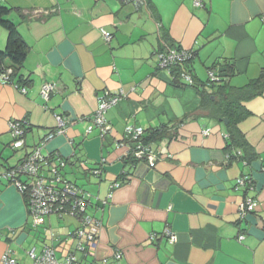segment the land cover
Segmentation results:
<instances>
[{"label": "crops", "instance_id": "crops-1", "mask_svg": "<svg viewBox=\"0 0 264 264\" xmlns=\"http://www.w3.org/2000/svg\"><path fill=\"white\" fill-rule=\"evenodd\" d=\"M195 1L146 0L137 9L122 0H0L29 47L25 82L0 79V171L44 143L57 115L70 119L42 152L67 161L63 174L90 197L88 212L101 223L95 257L78 254L81 264H264V95L239 97L264 67V0ZM102 29L113 34L110 43ZM7 38L0 24V53ZM170 47L193 53L184 67L194 86L177 85L158 68L159 53ZM227 66L234 70L228 82H209V70L220 75ZM45 84L56 89L49 101ZM105 93L122 100L106 113L112 132L101 138L82 119ZM223 102L231 108L217 111ZM15 120L28 123L20 150L9 132ZM128 126L169 131L153 145L155 168L132 164L116 149ZM243 177L250 185L236 189ZM247 199L258 207L242 220ZM79 227L57 215L34 227L23 196L0 180V262L10 253L18 264H33L29 253L46 246L64 259Z\"/></svg>", "mask_w": 264, "mask_h": 264}, {"label": "built area", "instance_id": "built-area-1", "mask_svg": "<svg viewBox=\"0 0 264 264\" xmlns=\"http://www.w3.org/2000/svg\"><path fill=\"white\" fill-rule=\"evenodd\" d=\"M125 4L131 3L137 9L142 7V0H122ZM201 0L195 1V6H201ZM36 16L40 12L35 13ZM102 36L107 43L113 40V34L102 29ZM193 53L176 47L167 48L159 53L158 68L168 70L176 84L184 86H193L195 84L194 77L185 70V65L193 59ZM183 68L178 71L177 76L173 74L174 69ZM12 73V70H9ZM209 82L217 84L221 82V76L216 74L214 70L208 72ZM6 81V80H5ZM8 82V81H6ZM55 86L45 84L42 87V96L45 101H49L51 95L55 92ZM24 92V91H23ZM122 100L121 95H112L105 93L101 98L97 111L89 118L82 120L92 121V126L88 132L92 133L95 129L100 131L101 138L111 134V124L106 119V113L109 109L116 107ZM56 131L50 134L20 165L14 168H9L0 171V180L6 181L13 185L26 201L29 215L33 219V226H41L44 219L57 215L60 218L71 217L80 222V227L72 235L76 242L74 250L64 259H59L56 251L49 246L38 254L29 253L33 264H81L78 254L84 258L95 257L101 223L93 218L88 212V207L91 203L90 197L86 195L73 182L68 180L63 174L67 167V161L58 153L51 156H45L42 152L44 144L58 135H63L71 122L69 118L63 115H57ZM9 132L12 136V147L15 150L23 149L25 146V137L28 132V123L25 120H15L9 123ZM208 135L209 132H205ZM146 131L144 128H136L128 126L125 129V141L119 140L116 143V149H125L124 158L133 159L135 163L146 162L149 167L155 168L157 162L156 150L154 144L144 142ZM129 139V140H126ZM127 159V160H128ZM95 175H100L101 170H96ZM250 179L241 178L237 181L236 189L250 185ZM119 187L118 184L113 185V189ZM258 203L255 200L247 199L239 207L242 220L248 218L250 214L257 211ZM171 243L177 242L176 235L167 229L164 233ZM151 240L156 238L155 235L150 237ZM244 240V236L240 237V241ZM122 258L121 254H117L116 259L119 261ZM1 264H18L10 253H6ZM103 264H107L104 260Z\"/></svg>", "mask_w": 264, "mask_h": 264}, {"label": "trees", "instance_id": "trees-1", "mask_svg": "<svg viewBox=\"0 0 264 264\" xmlns=\"http://www.w3.org/2000/svg\"><path fill=\"white\" fill-rule=\"evenodd\" d=\"M142 2H143L142 6H145L146 0H142ZM10 13H11V10L9 8L0 5V24L7 30V33H8L6 49L0 53V79L4 81L5 80L6 81L17 80L18 82L22 83V82H25V79L22 76L21 71L28 57L29 47L26 44L23 37L21 36V34L19 33L17 27L8 19ZM178 69L182 70L183 68H177V70L174 69L173 74L175 76H177L178 74V71H179ZM215 69L216 68H213L211 70H215ZM9 70H12V73H9ZM219 73L222 79L221 82L226 83L229 81V79L234 74V70L232 66H227L226 70L223 71L222 74L221 72ZM177 85H180V84H177ZM189 87H192V86H189ZM263 95H264V67L261 70L260 77L257 80L253 81L247 88H245L244 93L240 92L239 97L255 98V97H259ZM224 102L221 103L220 106H218L219 110L217 111H220V107L227 106L228 108H231V106L228 103H224ZM233 105L234 107H237V105L235 104ZM237 109L239 108L237 107ZM228 127H230V124L228 125ZM235 132L237 131H234V130L230 131V137L233 143H236L235 138H237L234 134ZM167 136L171 137L168 130L163 129V128L153 129L150 131H146L144 142L147 144H156L162 141V139H164ZM129 162L132 164L135 163L133 159H130Z\"/></svg>", "mask_w": 264, "mask_h": 264}, {"label": "water", "instance_id": "water-1", "mask_svg": "<svg viewBox=\"0 0 264 264\" xmlns=\"http://www.w3.org/2000/svg\"><path fill=\"white\" fill-rule=\"evenodd\" d=\"M225 122L227 123V122H228V119H227V120H225Z\"/></svg>", "mask_w": 264, "mask_h": 264}]
</instances>
